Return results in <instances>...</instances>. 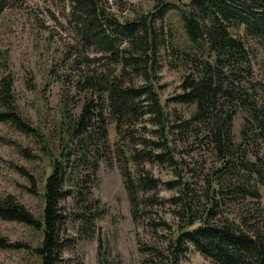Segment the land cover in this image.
I'll return each mask as SVG.
<instances>
[{"label": "rangeland", "instance_id": "374dc122", "mask_svg": "<svg viewBox=\"0 0 264 264\" xmlns=\"http://www.w3.org/2000/svg\"><path fill=\"white\" fill-rule=\"evenodd\" d=\"M164 1L177 4L186 0H101V4L112 17L126 22L138 15L149 18L157 3ZM155 24L163 28L167 42L183 38L178 9L167 12ZM233 34L245 41L259 104L264 105V37L250 38L243 29ZM107 54L93 45L80 44L70 18L69 0H7L0 13V79H11L17 111L37 130L24 132L0 121V198L12 194L41 220L50 164L52 159H64L63 188L71 193L60 200L61 210L68 217L60 224L65 246L59 264H142V245L166 248L186 222V216L181 218L178 206L170 200L179 188L176 183L169 187L171 182L186 181L194 188L199 200L197 216L210 205L207 180L218 165L215 154L203 134L183 136L172 129L195 108L171 99L181 91L184 66L175 65L161 48L155 75L149 74L166 117L164 140L177 163L132 159L141 150L160 152L151 142L162 138L149 113L123 126L109 114L105 80L117 76L125 85L137 86L143 79L131 66L114 63L105 57ZM90 100L97 104L99 113L97 116L94 110L92 125L80 132L75 123ZM242 115L238 112L233 122L236 141L240 140ZM124 163L135 176L149 173L160 180L155 190L142 193L144 197L155 194L157 202L143 206L144 216L139 221L132 215L122 175ZM18 167L26 173H20ZM259 192L264 206V187H259ZM254 203L250 197L226 201L215 218H237L248 209L253 212ZM198 220L191 227L198 225ZM0 238L10 244L0 247V264H40L35 248L42 241L41 229L0 219ZM178 264L214 263L187 243Z\"/></svg>", "mask_w": 264, "mask_h": 264}, {"label": "trees", "instance_id": "16d2710c", "mask_svg": "<svg viewBox=\"0 0 264 264\" xmlns=\"http://www.w3.org/2000/svg\"><path fill=\"white\" fill-rule=\"evenodd\" d=\"M6 2L0 0V13ZM159 3L149 18L138 15L120 22L109 14L101 0H69L70 18L80 44L95 46L108 53L105 57L112 62L123 63V67L131 66L136 75L142 76L143 83L137 86L125 85L117 76L104 82L106 106L117 125L135 122L138 117L149 113L159 127L158 137L162 140L151 143L161 151L141 150L132 159L177 163L165 142L166 117L149 79V74L155 75L158 68L156 56L164 48L175 65L181 64L186 69L180 83L181 91L171 99L195 106L192 114L179 119L172 129H178L183 136L203 134L218 163L207 180L208 189H211L208 195L210 205L202 216L196 214L199 200L194 188H190L186 181L169 183V187H174L172 183L179 187L178 194L170 200L178 206L180 217L186 216V222L166 248L142 245V264H178L187 250V243L214 264H264V206L259 201V187H264V105L259 104V90L253 81L245 41L233 34V31L243 29L250 38L264 37V0ZM174 9L179 11L183 38L167 42L162 35L163 28L155 21L163 20L164 15ZM11 84L8 77L0 79V104L3 107L0 121L10 122L24 132L37 131L17 111ZM96 105L92 100L84 104L75 123L80 132L92 125L94 110L98 116ZM238 112L243 114V121L240 140L236 141L232 128ZM119 131L122 133L123 130ZM247 144L251 145L250 149ZM63 161V158L52 159L50 164L51 171L43 189L41 220L12 194L0 198V219L42 230V241L35 248L40 264H59L60 252L65 246L60 237V224L68 214L62 212L60 200L71 192L63 188ZM18 169L20 173H26L21 167ZM122 175L133 218L139 221L144 216L143 206L157 202L155 194L144 197L142 193L155 190L160 180L149 173L135 176L125 163ZM245 197L255 199L253 212L248 209L237 218H215L222 203ZM196 219L199 224L191 227ZM162 224L167 225L166 222ZM8 245L0 238V247Z\"/></svg>", "mask_w": 264, "mask_h": 264}]
</instances>
